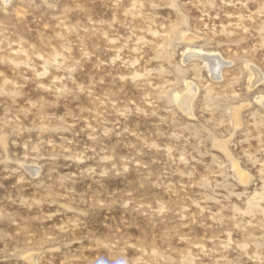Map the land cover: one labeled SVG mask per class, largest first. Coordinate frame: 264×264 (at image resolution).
Here are the masks:
<instances>
[{
    "label": "rangeland",
    "instance_id": "rangeland-1",
    "mask_svg": "<svg viewBox=\"0 0 264 264\" xmlns=\"http://www.w3.org/2000/svg\"><path fill=\"white\" fill-rule=\"evenodd\" d=\"M0 264H264V0H0Z\"/></svg>",
    "mask_w": 264,
    "mask_h": 264
},
{
    "label": "bare ground",
    "instance_id": "bare-ground-1",
    "mask_svg": "<svg viewBox=\"0 0 264 264\" xmlns=\"http://www.w3.org/2000/svg\"><path fill=\"white\" fill-rule=\"evenodd\" d=\"M191 54V53H190ZM204 56V55H203ZM199 57V56H198ZM207 60V59H206ZM208 61L210 63V66L212 68V71L215 73L218 72L219 70V66H220V63H222V61L217 57V56H208Z\"/></svg>",
    "mask_w": 264,
    "mask_h": 264
}]
</instances>
